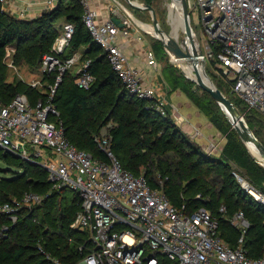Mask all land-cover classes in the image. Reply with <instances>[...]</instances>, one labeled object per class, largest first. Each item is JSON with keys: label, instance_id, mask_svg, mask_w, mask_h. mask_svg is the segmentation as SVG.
I'll return each instance as SVG.
<instances>
[{"label": "trees", "instance_id": "obj_1", "mask_svg": "<svg viewBox=\"0 0 264 264\" xmlns=\"http://www.w3.org/2000/svg\"><path fill=\"white\" fill-rule=\"evenodd\" d=\"M144 3L151 5L152 0H144ZM82 14V6L77 0H57L55 7L33 18H18L6 12L0 2V101L7 104L18 93L26 94L31 103L43 97L40 89L20 79L7 80L6 47H15L14 65L24 62L31 68L38 67L62 25L72 23L74 32L62 57L81 51L83 60L90 59L89 70L95 80L88 88L79 87L74 81V72L67 70L57 86L53 102L60 111L67 140L97 159H107L94 138L100 128L111 122L107 132L111 136L113 154L123 168L135 176L143 174L149 185L161 189L173 205H185L187 214L200 206L208 209L217 218V234L231 246H235L239 233L230 225L229 218L235 212L243 211L250 222L245 234L246 254L253 258L261 256L264 205L249 196L234 172L263 192L264 167L240 141L223 110L208 93L169 62L168 53L155 40L152 51L162 65L167 93L179 91L184 94L224 138L221 150L209 154L182 131L169 111L161 115L155 109V100L137 97L126 89L111 68L106 53L82 22ZM205 64L219 76L214 80L216 87L240 113L245 109L248 126L263 143L259 131L264 115L249 108L232 91V81L224 77L216 60L207 59ZM55 75L44 77L46 83L54 82ZM253 121L259 122L260 126L252 127ZM0 160L6 166L0 167V204L13 197L20 198L25 192L45 196L31 210H21L14 223L0 212V264H55L53 259L60 264H78L91 247L86 242L87 234L71 227L80 208L78 192L66 187L52 189L43 167L2 148ZM221 206L225 207V212L219 211ZM81 245H84L82 250L79 249ZM161 261L162 264H173L165 258Z\"/></svg>", "mask_w": 264, "mask_h": 264}, {"label": "built area", "instance_id": "obj_2", "mask_svg": "<svg viewBox=\"0 0 264 264\" xmlns=\"http://www.w3.org/2000/svg\"><path fill=\"white\" fill-rule=\"evenodd\" d=\"M77 1L83 9L82 22L126 89L137 97L155 100V109L165 115V101L157 97L154 87L142 82L139 68L130 64L118 45V35L129 32V21H123L122 28L110 17L100 21L91 0ZM0 2L5 11L11 8V0ZM186 2L190 25L191 15L198 11L205 53L191 27L202 51L201 59L216 60L224 77L232 81V91L249 108L264 115V0ZM53 4L54 0H46L45 10L52 9ZM73 32V24L65 22L40 63L43 77L56 73L54 82L29 83L40 89L43 97L31 103L26 94L18 93L7 104L0 101V148L43 167L52 189L66 187L78 192L80 208L71 227L86 233V242L91 246L78 264H162L161 258L173 264H264V246L259 257L246 254L245 234L250 222L243 211L229 218L239 233L235 246H231L217 234V218L208 209L200 206L187 214L185 205H173L161 189L149 185L143 174L135 176L123 168L113 154L108 132L94 138L107 159H97L67 140L60 111L53 102L57 86L67 70L74 72L79 87L88 88L95 80L89 70L90 59L83 60L80 52L62 57ZM14 52L15 47H6L8 67H14ZM147 56L148 63L158 67L152 50H147ZM199 134V128L191 130V136ZM221 148L211 139L204 150L217 154ZM234 174L249 196L264 205V191L254 189L238 173ZM44 197L25 192L20 198L0 204V212L14 223L21 210H31ZM225 210L224 206L219 208L220 212Z\"/></svg>", "mask_w": 264, "mask_h": 264}, {"label": "rangeland", "instance_id": "obj_3", "mask_svg": "<svg viewBox=\"0 0 264 264\" xmlns=\"http://www.w3.org/2000/svg\"><path fill=\"white\" fill-rule=\"evenodd\" d=\"M26 1H28V0H11V7L19 6V7H23V8H15L14 7L15 8V9L13 8L14 10L12 8H10L6 12H8L10 15L18 14V16H20V17H23V16L26 17L27 12H28L26 9H24ZM41 1H44V3H45L46 0H41ZM109 1L111 4V8L117 9V13H119L127 21H129V23L131 25L129 27V29L131 31L137 30L139 33H141L143 35V39L150 42V44L153 46L154 41L157 40L155 38V36H158V35L156 34V32L148 30L145 26L141 25L136 20V19H139L141 22L147 23L148 27H154V26L148 25V24H152L151 12L149 11V9L142 7V6L139 7V6L129 5V3L126 0H109ZM130 1L135 5H140V4L144 3V0H130ZM56 5H57V0H54V4H53L52 8L55 7ZM151 5H152L153 12L157 18V21L159 23L160 28L162 30H164L166 33L170 34L174 28V24H176V20H175V17H177L176 12L179 15H181L180 11L178 10L176 3L171 1V0H152ZM172 5H174V7H173L174 11L172 14V19H171L170 14H171ZM122 6H124L133 17H130L126 13V11L124 10V7H122ZM191 25L194 29L196 36H197V40L200 43L202 51L205 53L204 38H203L202 28L200 25V20H199L197 10L194 14L191 15ZM160 37H162V36H160ZM174 37L181 44L183 43L185 45V47L190 52L192 51L193 47L190 44V41L188 40V38L184 32V23H183L182 19L178 21V26L176 29V33L174 34ZM168 60H169V62L173 63L174 65L179 66L178 62H175V60L173 58H171L169 54H168ZM202 62H203V67H202L203 70L206 72V74L210 77V79L215 84L214 80H217L219 78L217 72L213 68H210L207 64H205L206 61H202V59H200L199 64L201 65ZM184 63L190 64V62H188L187 60H184ZM8 68H9L8 69L9 70L8 77H7L8 81L20 79L23 82L29 84V83H32L33 81L41 80V83H43V84L46 83L45 78L40 73V69H39L40 65L38 67L31 68L26 63L22 62L19 65H14V67H8ZM194 74H195V71H194ZM193 76L196 77V75H193ZM171 100L174 103L175 107H169V108H167L168 109L167 111L170 112V116L174 119L175 123L181 127L182 131L191 140L199 143L200 146H201V142H204L206 144V146L209 145L211 139L215 140L216 145H221L223 143L224 138L220 135V133L214 127L211 126L208 119L205 116L201 115L197 111V108L195 106H193L185 96L181 95L179 98L171 96ZM178 102H181V104L177 105ZM196 111L198 112V115L195 114ZM187 113H192L193 118L191 120H188ZM245 113H246V111L244 109L243 113H241V114L243 115V117L246 121ZM179 118H181V119H179ZM110 125H111V122L107 126H103L102 128H100L97 135H100V134L107 132L108 126H110ZM251 126L256 129L260 125H259V122L253 121L251 123ZM196 127L199 128L200 134L195 135L193 137V136H191V130H193ZM257 131H258V129H257ZM259 136L264 143V122H263V126H262L261 131H259ZM204 147H205V145L202 147V149H204ZM207 153L215 154V152L213 153L211 151H209ZM0 167L6 168V166L4 165V163L1 160H0Z\"/></svg>", "mask_w": 264, "mask_h": 264}, {"label": "water", "instance_id": "obj_4", "mask_svg": "<svg viewBox=\"0 0 264 264\" xmlns=\"http://www.w3.org/2000/svg\"><path fill=\"white\" fill-rule=\"evenodd\" d=\"M126 1L129 3V5L139 6V7L142 6L149 9V11L151 12L152 26H154L155 32L158 35L155 36V38L161 43V45L163 46L165 51L170 55L171 58L175 60H187L188 62L192 63V65L195 67L196 78L190 79L185 74L184 76L190 81H193L199 88H201L203 91H205L211 96V98L223 110L225 117L227 118L231 128L235 131L240 141L247 148L248 152L250 153L249 146L252 145L254 150H256V152L259 154L262 161L264 162V144L256 137L254 132L248 126L243 115L240 113L237 107L231 102V100L220 89L216 87V85L213 83V81L210 79V77L206 74L204 70H203L205 73L204 76H202L200 72L197 70V67L199 65L202 56V51L198 47L193 36L192 27L189 21V11L186 0H171V1L176 3L178 10L180 11V14L183 18L184 32L188 40L190 41V44L193 47L191 52L185 47L183 43L181 44L177 39H174L173 37L170 36L169 33H166L164 30L160 28L151 5L146 3L135 5L130 0H126ZM111 20L114 21L120 28L124 27V22L121 21L120 18L113 16L111 17ZM164 35H166V38L160 37ZM201 67H203V62L201 64ZM250 154L252 155V153ZM255 160L257 161L256 158ZM257 162L264 167V163L259 161Z\"/></svg>", "mask_w": 264, "mask_h": 264}, {"label": "crops", "instance_id": "obj_5", "mask_svg": "<svg viewBox=\"0 0 264 264\" xmlns=\"http://www.w3.org/2000/svg\"><path fill=\"white\" fill-rule=\"evenodd\" d=\"M91 6L98 10V19L100 21L106 20L108 17L111 18L113 16L120 18L121 21L126 20L122 15L117 13V9L111 8L109 0H91ZM14 7L23 8L19 6ZM14 7L11 8L13 9ZM24 9L28 11L26 17H20L18 16V14H14V16L18 18H33L39 15L41 12L45 11L46 6L44 1L28 0L25 3ZM128 31L129 32L127 35H124L122 33L118 35L119 47L127 55L130 64L139 68L142 82L156 89L157 97L165 101L167 108L175 107L174 103L171 100V96L179 98L181 95L184 96V94L179 91H175L171 94L167 93L166 83L161 74L162 65L159 64L158 67L155 68L148 63L147 50H153L152 45L150 44V42L143 39V35L137 30L131 31L128 29ZM155 60L158 62L156 58ZM179 104H181V102L177 103V105ZM195 114L198 115V112L196 111ZM187 118L188 120H191L193 118L192 113H187ZM204 145L206 144L204 142H201V146L203 147ZM220 146H222V144Z\"/></svg>", "mask_w": 264, "mask_h": 264}, {"label": "bare ground", "instance_id": "obj_6", "mask_svg": "<svg viewBox=\"0 0 264 264\" xmlns=\"http://www.w3.org/2000/svg\"><path fill=\"white\" fill-rule=\"evenodd\" d=\"M122 7H124V6H122ZM173 7H174V5H172V8H171V14H170V15H171V19H172V14H173V11H174V8H173ZM124 10L126 11V13H127L130 17H133V16L128 12V10H127L125 7H124ZM176 15H177V17H175L176 24L173 23V24H174V28H173L172 32L170 33V36L173 37L174 39H176V38L174 37V34L176 33V29H177V26H178V21L181 20V19L183 20L182 16L179 15L177 12H176ZM169 17H170V16H169ZM136 20L138 21V23H140L141 25L145 26L148 30L155 32V28H154V27H148V26H147V23H143V22H141L139 19H136ZM148 25H149V26H152V24H148ZM162 37H163V38H166V35H164V36H162ZM174 60H175V59H174ZM202 61H203V60H202ZM175 62H178V65H179V66H177V65H175V66H177L183 74H185L186 76H188L190 79H195V78H196V77L193 76V75H195V74H194L195 67L192 65V63H190V64H188V63H184V60H175ZM197 70L200 72V74H201L202 76L205 75V73H204V71H203V69H202V67H201L200 64L198 65ZM249 151H250V153H252V155L257 159V161L264 163V162L262 161L261 157L259 156V154L256 152V150H254V148L252 147V145L249 146Z\"/></svg>", "mask_w": 264, "mask_h": 264}]
</instances>
